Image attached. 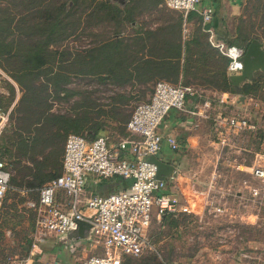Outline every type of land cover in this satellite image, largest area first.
Here are the masks:
<instances>
[{"label": "rangeland", "instance_id": "1", "mask_svg": "<svg viewBox=\"0 0 264 264\" xmlns=\"http://www.w3.org/2000/svg\"><path fill=\"white\" fill-rule=\"evenodd\" d=\"M125 1L0 0V38L6 42L19 38L24 40L21 45L15 43L18 47L11 55L0 56V106L11 111L10 121L0 135V155L7 161L15 178L0 208V264L27 263L37 217L29 202L37 201L41 186L62 172L66 136L59 131L61 125L50 122L42 128L34 123L42 119L47 110L55 115L82 116L86 114V109L82 108L86 97L102 105L110 103L116 93L123 91L131 94L129 105L116 111L113 107L112 111L117 118L128 122L137 105L151 99L153 86L145 88L144 91L148 92L142 94L139 92L142 89L138 86L140 84L132 82L129 86H121L115 78L105 77L102 81L103 77L98 75L81 73L103 68L83 62L82 52L115 37L116 20L120 17L112 16L106 5L116 3L121 7L126 4L129 8L133 7L132 1ZM154 1H144L142 7L134 10V17L153 16V21L158 22L169 15L175 18L182 15L166 5L158 6V10L150 9ZM209 2L203 0L202 4ZM64 3L65 8L60 7ZM190 21L185 20L183 26L187 40L188 36L191 38V35L203 32L198 16L195 22ZM231 21L230 31L241 43L237 45H245L246 49L249 43L244 44L245 38L257 39L264 47V0H245L241 13L234 15ZM121 29L131 32L129 23L123 24ZM47 37L56 41L54 58L60 63L54 66L63 71L61 84L68 88L66 95L56 89L54 83H47L44 76L27 90L22 89L13 78L12 69L19 68L21 56L34 43L33 40ZM257 74L260 86L250 95L253 101L248 102L253 118L263 123L264 118L256 112L264 107V71H257ZM173 83L184 84V81L179 79ZM109 111L110 107H99L89 112L91 116H99ZM103 118L101 116V120ZM108 124V135L111 140L118 141L125 134L126 126L110 120ZM21 132L30 134L32 138L39 137L35 140L37 151L22 155L16 143ZM80 133L86 134L84 131ZM233 140L231 146H210L196 154L195 157L203 158L209 153L219 152L238 167L224 168L221 182L220 177L213 176L212 179L198 178L196 183L193 182L195 186L190 185L192 192L184 197L192 203L196 213L167 216L162 223L154 224L152 232L161 254L128 257L123 264H196L193 261L199 258L194 257L210 256V253L216 252L225 253L223 256L227 260L230 257L238 260L236 264H264V183L252 175L254 166L264 164V132L262 129L254 133L246 132L234 136ZM168 146L165 151L175 152ZM209 157L216 158L217 155ZM110 182L102 181L95 186L89 185V188L94 193L108 194L112 187L114 191L117 189L115 183ZM252 188H259L261 195L253 196ZM217 207L224 211L218 212ZM65 238L68 237H61L62 240ZM67 247L59 243L57 258H68ZM76 249L74 254L80 256L86 253L103 254L102 247L95 243L84 242Z\"/></svg>", "mask_w": 264, "mask_h": 264}, {"label": "built area", "instance_id": "2", "mask_svg": "<svg viewBox=\"0 0 264 264\" xmlns=\"http://www.w3.org/2000/svg\"><path fill=\"white\" fill-rule=\"evenodd\" d=\"M202 1L166 0V5L181 12L185 19L192 12L199 14L211 45L229 58V75L241 74L246 49L216 39L211 26L214 9L201 6ZM190 97L197 99L191 108L188 106ZM239 98V94L233 93L212 98L194 85L159 80L151 99L137 105L125 134L118 141L105 134L93 139L83 134H68L61 174L41 186L37 201L29 202L37 217L26 264H63L55 257H47L43 245L51 236L73 235L80 220L90 223L91 228L85 238L78 239L101 246L103 254L85 256L79 264H122L129 256L160 255L152 232L154 224L162 223L167 216L196 213L185 194L178 192L181 170L174 165V170L161 179L157 164L150 160L151 156L162 152L165 144L173 150L181 147L174 134L161 131L166 118L172 110H178L188 117L209 119L214 106L221 104L223 109L214 118L216 131L221 135L218 142L220 147L231 146L234 136L260 129L264 132V122L253 118L250 103L238 106ZM246 98L253 101L250 96ZM256 114L264 118V107L258 108ZM10 116V110L0 107V135ZM252 175L264 183V164L254 166ZM12 176L8 163L0 159V208L11 188ZM89 178L99 182L122 178L131 182L126 188L109 194L87 195ZM251 192L253 196L261 195L259 188H252ZM216 210L224 211L221 207ZM68 241L74 245L77 239Z\"/></svg>", "mask_w": 264, "mask_h": 264}, {"label": "trees", "instance_id": "3", "mask_svg": "<svg viewBox=\"0 0 264 264\" xmlns=\"http://www.w3.org/2000/svg\"><path fill=\"white\" fill-rule=\"evenodd\" d=\"M130 1L133 3L132 8H129L127 4L124 6L125 8L116 3L106 5L110 14H113L112 16L120 17V19L116 20L117 27L114 32L117 36L115 35V37L102 41L98 45L82 52L83 62L93 65L98 64L95 65L96 68L98 66H103V68L98 71L85 70L84 72H81L82 74L98 75L103 77L102 81H104L105 77L115 78L119 85L124 86L134 81L141 83L154 80L157 82L160 79L178 82L183 71V81L185 85L197 86L199 84L210 83L220 90L241 93L245 96H250L253 93V90L260 86L259 74L256 72L253 80L243 83L241 88L238 90L233 85L228 73L229 58L223 55L217 48L212 46L208 40H206L204 31V33L201 32L194 34L188 40L183 41L184 21L191 20L193 12L190 13L186 19L182 13V15H179L177 18L171 15L164 18V24L158 28V31L153 34L152 38L154 44L159 50L158 61L152 62L149 59H145L143 56H138L137 53L141 46L145 47V45H143L144 42L136 44L134 38L131 43H127L124 42V39L121 40L118 38L119 34L122 33L121 26L134 19V10L140 6L142 7V3L146 0ZM65 5L66 3L62 4L60 7L65 8ZM200 20L201 29L203 30L201 16ZM167 35L170 36L169 39L167 38ZM244 40V44H250L252 41L251 39L245 38ZM23 41V39L19 38L6 42L5 39L0 38V56L11 55L15 48L17 49L18 47H15V43L17 45H21ZM33 42L34 43L30 45L27 52L21 56L22 59L20 58L21 65L19 68L12 69L14 80L22 89L27 90L30 88V85H35L36 81L44 76L47 78V80H45L47 83H50L51 85L54 83L56 89L66 95L68 88L67 86H62L61 84L63 71L62 69H58L54 66L55 63H60V61H56L54 58L55 51L53 50V47L55 46L56 41L51 37H47L43 39H35ZM228 44L240 45L241 43H238L236 40H229ZM136 45H138L137 49L135 48ZM182 46L185 49V64L183 65V70ZM243 46L245 47V45ZM55 81L57 83H55ZM129 95L131 96V94L118 92L116 93V97H114L110 103L102 105L94 103L88 96L84 100V105H82V108L86 109V114L82 116H69L66 114L55 115L47 110L45 116L35 122L34 125L44 128L49 125L50 122L60 124L61 126L59 127V131L65 133V141L68 134L74 133V131L77 134H83L89 139H93L107 131L109 120L111 122L118 121L124 126L127 125L128 122L126 119L117 118L115 112L112 111V108L114 107L116 111L117 109H120L121 106H128V102H130L128 100ZM122 99L124 100L122 101ZM99 107H110V111L108 113H103L106 117L104 120H101L102 114L99 116L90 115L89 111ZM21 131H23V129H21ZM82 131L86 132V134L80 133ZM38 138L39 137L32 138L30 134L25 135L24 132H21V134H18L17 142L16 140L15 142L18 144L22 155H26L30 151H37V144L35 140H39ZM0 159L5 160L2 155H0ZM105 181L111 184L110 180ZM111 181L121 188H126L130 184L125 182L126 180L122 178L112 179ZM12 182H15V178H13V176L11 184Z\"/></svg>", "mask_w": 264, "mask_h": 264}, {"label": "crops", "instance_id": "4", "mask_svg": "<svg viewBox=\"0 0 264 264\" xmlns=\"http://www.w3.org/2000/svg\"><path fill=\"white\" fill-rule=\"evenodd\" d=\"M130 0H126L125 2H129ZM245 0H210L209 3L206 5H203L201 2V6H210L214 9V18L212 21L211 26L214 29V34L217 40L223 41L225 43H228L229 40H236V36H233V32L230 31L231 26V20L234 15H239L242 11V8L244 6ZM166 5V0H155L154 6L150 9L158 10V6ZM167 7V5H166ZM169 8V7H167ZM170 9V8H169ZM173 10V9H170ZM176 11V10H173ZM179 12V11H178ZM181 13V12H180ZM192 21L195 22L197 19V16L200 18V16L197 13H192ZM190 21V22H192ZM129 23V27H131V32L122 30V33L119 34L121 36H118L121 40L124 39V42L131 43L132 39L135 38L136 44L140 42H144L143 45L145 47L141 46L140 50L138 51V56H143L145 59H149L150 61H158L159 58V50L157 46L153 42V34L158 31V28L164 24V18L160 19L158 22L153 21V16H138L134 17V19ZM132 29H135L134 31ZM206 33V32H205ZM204 33V34H205ZM168 34V33H167ZM186 33L185 29H183V41L186 39ZM150 37V39H149ZM170 36L167 35V38L169 39ZM192 37V35H191ZM143 38V39H142ZM187 38H190L189 36ZM206 40H209V34L206 33ZM236 45V44H235ZM239 46V45H238ZM138 45L135 46L137 49ZM143 47V48H142ZM184 47L182 46V52H183V59H182V70L183 65L185 64V53H184ZM168 60V59H167ZM231 76V75H230ZM180 80L184 79L183 71L180 75ZM160 80H166V79H160ZM159 81V80H158ZM168 81V80H167ZM156 81L150 80L146 82H136L134 81V84H140L142 89L139 90L142 94H146L148 91H144L145 88H148L150 86H155ZM129 86V84H128ZM131 88L133 86L130 85ZM199 88L206 96L215 98V97H226L227 94H232L233 92L230 91H223L215 87L214 85L207 83V84H199L196 86ZM135 88V87H134ZM122 93L129 94L126 91H123ZM153 93V90H152ZM233 94H239L240 103L238 106L243 107L244 105L249 104L248 98H245L244 101L241 100V96L243 94L241 93H233ZM197 101L195 97H190L188 100V106L191 108L193 107V104ZM223 109V106L221 104H216L211 111V118L209 119H202V118H194V117H188L184 113L174 110L171 111L169 116L166 118L163 128L161 131L165 134H174L179 142H180V148L178 150H174L175 152H168L165 151V147L167 144L164 145V148L161 153H159L157 156L168 163H171L173 165H176L181 170V175L179 176L178 181V192L179 193H190L192 192L190 185L195 186L193 182H197L198 178L200 179H206L211 178L213 176L220 177V182L223 179V170L224 168H231V167H238V165H234L233 161L223 157L222 153H209L207 157L203 158H197L195 157L196 154L200 153L201 151H204L209 148L210 146L213 147H220V143L218 140L220 139L221 135H219L216 131L215 121L214 118L219 115V112ZM103 120L106 118L104 114ZM102 134L108 135V129L107 131L103 132ZM101 134V135H102ZM208 143V145H206ZM169 147V146H168ZM206 155V153H204ZM215 154L217 155L216 158L209 157V155ZM117 179V178H113ZM112 180V179H110ZM105 181V180H102ZM102 181H95L93 178H89L86 183V193L87 195L94 193L93 190L89 188V185L95 186L101 183ZM128 184L131 182L130 180H126ZM218 186V184L216 183ZM117 189L115 191H118L120 189H123L117 185H115ZM114 187H112L111 192H114ZM221 188V187H220ZM113 190V191H112ZM195 190V189H193ZM197 191V190H196ZM222 191V190H221ZM109 194V193H108ZM68 238H65V240H62L59 237L51 236L48 238L47 242L43 245V248L46 252L47 257H55L56 259L62 260L65 264H79L80 260L83 259V257L88 256V253H86L83 256L74 254L76 248L83 244H94L91 241H86L83 239H77V243L74 245H71L68 241ZM62 242V244L67 245V256L68 258H57L58 257V245ZM73 254V255H72ZM225 253H210V256L208 255H201L196 256L194 258L193 263L196 264H236L238 263V260L233 259L230 257V260H227L226 257H224ZM251 258H255L256 256H250Z\"/></svg>", "mask_w": 264, "mask_h": 264}, {"label": "water", "instance_id": "5", "mask_svg": "<svg viewBox=\"0 0 264 264\" xmlns=\"http://www.w3.org/2000/svg\"><path fill=\"white\" fill-rule=\"evenodd\" d=\"M244 63V69L241 74H234L230 76L233 85L239 90L243 83L252 81L257 71H264V47L263 44L254 39L246 49L244 56L242 57ZM245 95L241 96V100L244 101ZM150 160L158 166V177L164 179L174 170V165L161 160L158 156L154 155L150 157ZM91 228V224L87 221L80 220L78 222V230L70 235V238H85L86 231Z\"/></svg>", "mask_w": 264, "mask_h": 264}]
</instances>
